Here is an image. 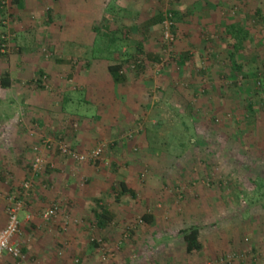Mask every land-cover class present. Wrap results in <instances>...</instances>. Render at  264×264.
Wrapping results in <instances>:
<instances>
[{
    "label": "rangeland",
    "instance_id": "obj_1",
    "mask_svg": "<svg viewBox=\"0 0 264 264\" xmlns=\"http://www.w3.org/2000/svg\"><path fill=\"white\" fill-rule=\"evenodd\" d=\"M0 2L6 3L8 11L5 13V15L8 13L6 16L1 17L0 15V36H5L8 42L6 56L0 58V77L13 70L15 73L16 71L24 73L19 67L26 63L27 65L33 63V66L29 64V77L31 74L34 77L23 84V88L26 89L25 95L9 94L8 96L1 88L4 101L0 102V120L13 121L18 128L19 126L21 129L25 127V130L28 123L29 126H33L26 131L31 130L34 136H38V139L27 146L28 159L25 160L28 166L36 156L35 147H40L47 170L38 181L44 183L43 179L48 173L60 172L58 167L62 170L67 169L66 163H70L62 155L53 150H46L42 146L44 139H54L55 136L52 134L54 122H60L61 125L64 124L65 127L71 128L69 136H72L76 142L77 130L82 123L76 118L78 115H85L88 118L86 122L95 124L102 120V117L97 115L98 112L103 114L105 111L104 116L107 123L112 125L122 123L124 119L122 120L117 106L121 104L120 95L123 92L127 94V97L122 96L123 102L126 98L134 101L133 109H137V106H140L139 103H145L142 101L141 91L149 99L145 105L141 106L140 112L133 110L127 112L128 116H131L129 122L134 119L129 128L119 135L111 133L102 140L94 138L93 134H87L86 139H94L92 142L86 140V145L82 150L76 146H70L68 141L65 142L80 153H88L101 144L105 145V151L98 163L74 162V170L81 169L80 181L73 179L78 187L75 193H79L86 199L93 192L92 182L97 179L103 182V186L109 185L115 189L105 199L106 202L108 200L115 203L117 199L124 203L127 198L119 199L117 196L119 191L116 192V190L120 189L122 171L126 169L134 173L130 176L131 182L141 187L136 193L138 197L132 199L129 196L126 204L129 206V203L135 204L136 202L137 210L146 211L142 192L151 189V186H146V184L154 178L151 175L152 172L157 171V168H166L173 173L168 181L162 179L157 182L153 189L158 192L157 194L151 193V190L144 193V196H147L146 205H148V200L150 198L154 200L155 196L160 202L158 203L160 208L164 206L166 198H171L174 202L173 207L163 209L164 214L159 220L160 223L156 227L139 224L137 219L144 215V211L143 215L127 220L121 225L116 222L117 224L113 226L116 229L115 237L111 240H105L97 233L98 229L92 225V218L84 219L79 216L78 219L72 220L73 216L69 208L74 207L71 204L67 205L69 202H66L64 207L69 206L66 208L68 219L66 217L59 224L47 223L48 225L43 227V229H48L56 239L55 249L52 252L54 254H51L44 264H139L137 251L142 255L141 264H153L152 260L157 251L162 254L161 261L167 264L192 263L195 258L186 254L182 232L192 230L196 224H194L195 220L187 219L182 214V202L186 200V194L196 193L195 190L199 185H210L216 178L219 168L215 166L216 161H219L216 159L221 154H215L217 157L213 159L212 142L215 137L230 138V143L237 152H250L251 147H254L253 151L263 150L264 0H215V5L208 7L211 8L209 9L211 13L208 15L211 27L206 31L196 24L199 19L194 13L186 14V6L182 0L149 1L146 14L149 13L151 16H147V20H153L156 23L154 35L151 40H147L146 47H143L141 53L138 50V43L141 41L139 37L142 34L138 33L139 37H136L134 33L128 31L120 35L119 44H116L118 47H113L108 54L105 53L104 48H93V55L98 58L106 59L108 55L112 62L125 60L132 56L137 57V60L141 61L140 65L143 66V72L140 74L128 73V84L130 85L117 90V95L109 106L91 101L87 103L85 101L89 98L87 92L77 86L71 79L72 76L66 78L67 90L54 89L50 75L46 72L44 73L45 80L42 78L43 85L38 86L37 81L42 82L37 75L38 70H35L38 61L51 62L55 59L58 69L66 67L69 70L72 66L69 62L70 56L81 55L79 56L81 59L85 54L93 56L89 48L80 49L77 46V41L86 42L88 33L79 32L76 24L71 26L67 23L69 16L65 22L58 12V9H61L63 13V7H68V0H26L27 7L24 10L16 8L13 4L14 0H0ZM68 9L65 10L66 14H68ZM142 11L145 12L146 8ZM171 11H177L180 17L174 19L176 38L175 42L168 47L163 36V21L165 15ZM184 15L186 16L180 24L179 21ZM126 17L132 19V16ZM232 24H240L242 29L247 30V35L243 39L244 46L236 54L237 63L244 66L242 73L235 71L230 63V57L234 54L232 43L235 41L227 35L226 27ZM193 26L197 28L190 32L196 31L201 39L196 46L191 45V37L188 39L189 42H185L189 35H193L192 33L187 34L186 29H191ZM82 27L85 28V26ZM57 47H59L58 51ZM181 55L187 59L185 65H179ZM15 61L18 63H14ZM71 61L74 63L75 59ZM37 97L41 100H44V97L46 100L50 99L54 104L55 111L47 116L49 125H52L49 132L39 127V118L34 113V109L29 108V103L36 102ZM250 104L253 108H249ZM130 133H132V138L128 137ZM205 138L210 140L208 145L203 141ZM191 141H195L196 144L192 145ZM225 162H228L227 159ZM193 167L195 176L185 178L181 175L183 170ZM209 169L214 172L216 170V174L213 173L207 180H203L204 172L206 174V170ZM52 186L54 185L49 183L48 187ZM15 192L16 190L11 193ZM102 195L98 190V198L101 201L102 198H106ZM8 196L2 197L1 201L7 203ZM81 208L78 209L81 210ZM117 210L121 213L122 204H117ZM24 212L19 215L21 223L25 219ZM71 220L74 223L71 224ZM25 222L32 229L28 232L25 228H21L20 234L14 240L22 249L23 245L20 240L28 241V238L32 240L36 231L39 230L32 219L28 218ZM42 223L46 224L43 219ZM40 229L43 230L41 227ZM72 231L81 233V237L72 235ZM153 233L158 236L156 239L150 238ZM86 253H90V256L93 254L94 259L90 260V256L88 257ZM233 254L235 253L228 255ZM228 255L222 257L221 263L244 264L247 260L237 255L236 261L225 262ZM261 255L262 252H260ZM26 257L28 261L27 254Z\"/></svg>",
    "mask_w": 264,
    "mask_h": 264
},
{
    "label": "crops",
    "instance_id": "obj_2",
    "mask_svg": "<svg viewBox=\"0 0 264 264\" xmlns=\"http://www.w3.org/2000/svg\"><path fill=\"white\" fill-rule=\"evenodd\" d=\"M22 1L23 5L19 10H24L27 7L26 0ZM68 1V7H63V13L61 12V9H58V12L65 22L67 16H69L67 23L71 24V26L76 24L79 32L85 31L88 33L87 39L85 40L86 42L77 41V46L80 49L89 48V52L92 53V55L94 52L93 48H104L105 53L108 54V51H111L113 47H118L116 44H119L118 38L123 32H132L136 37H139L137 36L138 33L142 34V36L139 37L141 41L138 45L143 47H146L147 40H151L152 35H154V25L156 21L147 20V16L151 15L149 13L146 14L148 9L147 3L151 0ZM182 1L186 6V14L191 15V13H194L196 18L199 19L196 24H198L199 27L201 26L202 30H209V27L211 26H209L210 20L208 15L211 13L209 11L211 8L208 7L215 5V0ZM67 8H69L68 14H66L65 11ZM143 8H146L145 12L142 11ZM174 12L178 13L177 11ZM126 16H132V19L127 18ZM185 16L186 15L182 16V19H180V24ZM178 17H180L179 13L177 19H179ZM150 19L152 18L150 17ZM82 26H85V28ZM195 28L197 27L193 26L191 29H186L187 34L192 33L193 35H189L185 42H189L188 39L191 37L192 41H190V43L192 46H196V43L201 41L196 31L190 32ZM220 29L223 30V28ZM99 37L100 39H98ZM58 49L59 47H57V51ZM79 56L81 55L76 56L77 58L75 56L69 57V62L72 65L69 70L66 69V67L58 69L57 63L54 61L55 59L51 62H45L44 60L38 61L39 63L37 67L35 66V70L48 73L50 75V81L56 90H67L68 85L65 86L66 78H71L72 76L71 79L74 80L77 86L84 92H87L86 94L89 97L85 100L87 103L91 101L105 106H109L113 101L114 97L117 95V90H122V88L130 85V83L128 84L129 79L125 84H115L113 82L108 68L112 63L117 62L118 60L111 62L108 55L106 59L98 58L95 55H93V57L85 54L83 59ZM72 59H75L74 63H72ZM179 62V64L185 65L187 62L186 57L181 55ZM14 63L18 62L15 61ZM29 64L30 66H33V63ZM29 64L27 65L26 63L25 65H22L21 63L22 66L19 68L24 73L20 71H16L17 73H15L14 70L13 72L7 73L9 74L11 85L7 88H3L0 85V102L4 101L1 92L2 90H5L8 96L9 94L17 96H19V94H26V89L23 88V84L34 78L32 77V74L29 77ZM76 64H78V66H75ZM13 67L15 68V65H13ZM25 67L27 68L26 71ZM141 92L140 95H142V101L145 103H139L140 106H137V109H133L134 101L132 102L131 99L127 100L126 98L125 102H123L122 96L124 95L127 97L126 93L123 92L124 94L122 93L120 95L121 104L118 102L119 105L117 108L120 110L122 120L124 119V122L122 123L113 124L114 126L111 123H107L104 116L105 111L103 114L98 112L97 115L102 117V120L95 124L92 122H86L88 118H86L85 115H78L76 118L82 123L80 124L79 130H77V142L73 140L72 136H69L72 129L65 127L66 125L64 124L61 125L60 122H54L52 134L55 137L62 139L64 142L68 141L70 146H76V148L81 150L85 147L86 140L90 142H92L94 138L102 140L111 133H117V135H119L133 123L134 119L132 122H129V117L131 116H128L127 112L129 110L140 112L141 106L148 102L149 99ZM51 102L52 100H46L45 97L44 100L37 97L36 102L29 103V108H33L34 113L39 118V127L47 132H49L52 127V125H49V121H47V116L49 114L52 115V112L55 111L54 104ZM81 117L83 118L81 119ZM29 125V123L26 125V130L33 127ZM24 128L21 129L20 126L18 128L13 121L7 120L6 122H3L0 120V228H4L8 223V214L7 210H5L8 201L5 200L7 203H4V201H1V198H6L9 193L22 186L26 180L28 176L26 171L27 162L25 160L28 159L27 146L29 143L35 142L38 139V136H34V133L31 130L26 131ZM115 128L117 129L115 130ZM38 130L40 129L38 128ZM87 134H93L94 138L86 139ZM223 140H225V142H223ZM230 140V138L221 139V137H215L212 142L214 149L213 159H215L218 154H221L219 155L220 157L216 159L219 161H216L215 165L219 166V168L217 169V174L215 173L216 170L215 172L210 169L206 170L207 172L206 174L204 172L203 180H207V178L213 173L217 175L216 178L213 179L214 181L210 185H199L195 190L196 193L186 194V200L182 202V214L185 215L187 219L195 220L194 224H196V226L193 227V229L198 230L199 243L201 245L200 250L197 252L188 253L186 250V254L189 257L192 256L195 258L192 263L186 262V264H227L221 263V259L223 256L232 254L233 252L235 253L233 255L245 257V259L247 258L244 264H264V259L260 256V252L264 249V141L262 142V151H253L254 147H251L250 152H237L235 151V147L230 143ZM203 141L207 143V145L210 142L209 138H205ZM191 142L192 145L196 144L195 141ZM64 158L68 159L70 162L69 164L66 163L67 169H64V171L58 167L60 172L54 171L48 173L43 179L44 183L38 181V188L34 192L30 205L27 206L24 212L25 219L21 223V227L23 229L25 228L26 231L32 229L25 222L29 218L32 219V222H34L39 229H37L38 231H36L32 240L31 238H28V241L20 240L24 252L28 255V261L26 264H44V261L48 260V257H51V254H54L52 252L55 249L56 244L54 241H56V239H54L55 237L50 234L48 229H43V227H46L48 224L46 223L43 225L42 216L40 215H42L55 200H59L58 202L62 203L64 209L58 219L54 221V223L57 224L64 221L67 217L66 208L69 206L64 207V205L67 204L66 202H69L67 205L71 204L74 207L69 208V211L73 216L72 220L78 219L80 216L84 219L87 217L92 218L93 221L95 220L93 211L96 208V201L99 200L100 202H103L110 210L113 219L112 224H109V226L103 229L96 228L98 229L96 230L97 233L100 236H103L105 240H111L115 237L116 229L113 226L117 224L116 222L121 225L127 220L136 219L138 216L143 215L142 213L145 211L144 209L137 210L138 207L135 206V201V204L129 203V206L126 204L130 197L132 199L138 197L136 193H138L137 190L141 188L139 184L137 185L133 181L131 182L132 178H130V176H133V171H126V169L125 171H122V181L119 186L121 187V184H124L130 191H132V193L128 192L123 195L119 193V199L121 197L127 198L124 203H121V200H115V203L107 200V203L105 199H107V197L111 195L112 190L115 189H112V186L109 185L103 186V182L101 183L97 179H94V182H92V187H94L93 192H91L92 194H89L87 198L84 199L82 195L75 193L76 190H78V187L73 181V179L78 182L80 181L81 169L75 171L74 161L67 157ZM226 159L228 161L227 163L225 162ZM194 170V167L183 170L181 175L185 178L192 177L195 172ZM128 172L130 173L128 174ZM151 175L154 178L146 184V186H151V189L143 191L142 196L146 206L144 215L147 212H150V219L152 220V224L148 225V227H156L160 223L159 220L164 214L163 209L173 207L174 202L171 198H166L164 206L162 205V208H160L158 204L160 202H158L157 196H155V199L153 200L150 198V200H148V205H146L147 203L145 202V199L147 196L145 197L144 193L151 190V193L157 194L158 192L153 191L157 182L162 181V179L168 181L172 178L173 173L166 168H157V171L152 172ZM49 183L54 186L49 188ZM114 188L118 189V187L115 186ZM98 190L103 194L102 196L106 197L102 198V201L98 198ZM139 194L141 193L139 192ZM91 203L93 205H91ZM117 204H122L121 213L117 210ZM147 206H149L148 209ZM79 207H82L81 210L78 209ZM72 220L71 224L74 223ZM80 222L83 223V221ZM40 227L43 230H41ZM71 234L76 237H81V233L78 232L72 231ZM157 237L158 236H156L155 233L150 236L151 239H156ZM136 253L137 256L139 255V264H141L143 260L141 257L142 255L138 251ZM86 255L89 257L90 253H86ZM161 256L162 254L157 251L152 260L153 264H167L166 262L161 261ZM92 259H94L93 254L90 256V260ZM0 264L15 263L10 256H5Z\"/></svg>",
    "mask_w": 264,
    "mask_h": 264
},
{
    "label": "built area",
    "instance_id": "obj_3",
    "mask_svg": "<svg viewBox=\"0 0 264 264\" xmlns=\"http://www.w3.org/2000/svg\"><path fill=\"white\" fill-rule=\"evenodd\" d=\"M174 27L175 23L172 19V15L167 13L163 21V36L165 43L169 45L168 47H170L175 42L176 36L173 32ZM6 47L7 46L5 45L2 48L3 53L7 51ZM131 68L134 69L135 64L131 66ZM43 79L45 80V77ZM137 132L139 133V131ZM128 137L132 138V133H130ZM51 140L52 139H44L43 148L46 150L58 151L63 157H67L78 163H98L105 151V145L101 144L88 153H80L69 147L64 141H57L51 145ZM35 150L36 156L34 158L32 168L34 175H37L38 173L40 174L43 172L45 169V163L41 154V149L39 147H35ZM34 183V178L24 182L22 184V196L12 194L7 199L8 223L4 228H0V261L5 256H10L15 264H25L27 261L26 254L23 252L22 247L14 242V240L21 232V222L19 220V215L26 208L27 200L31 197V191L34 187ZM63 210V206L60 202H53L51 206L43 213L42 219L46 223H52L63 213ZM261 256L264 258V251H262ZM236 258H238L237 255H228L225 262L235 261Z\"/></svg>",
    "mask_w": 264,
    "mask_h": 264
},
{
    "label": "trees",
    "instance_id": "obj_4",
    "mask_svg": "<svg viewBox=\"0 0 264 264\" xmlns=\"http://www.w3.org/2000/svg\"><path fill=\"white\" fill-rule=\"evenodd\" d=\"M13 4L16 5L18 9H20L23 5V1L22 0H14ZM6 12H8L7 7H6V3L0 2V15H1V17H3V15H5ZM257 13H258V11H257ZM168 14L172 15L173 20L175 18L177 19L178 13L171 11V12H168ZM3 23H4V21H3ZM226 31H227V35L230 36V38H232L235 41L234 43H232V48L234 50V52H233L234 54H232L230 57V59H231L230 63H232V66L235 69V71L242 73L244 66L237 63L236 54H238L240 49L244 46L243 39L245 38V35H247V30L242 29L240 27V24H232V25L226 27ZM173 32H176V27L173 28ZM5 45L7 46L6 48L8 51V42L6 41L5 36L4 37L0 36V58L6 56L7 51L5 53L2 52V48ZM138 47H139V49H138L139 53H141L143 50V46L138 45ZM137 59H138L137 57L133 58L132 56H130L125 60L123 59L121 61L114 62L109 66L108 70H109V73H110V75L113 79V82L115 84H125L128 80V76H129L128 73L129 72H136L137 74H140L143 72V66L140 65L141 61H138ZM134 64H135V68H137V69L132 71L131 66H133ZM37 75H38V77H40L39 79H42L45 77L44 73L40 72V71L37 72ZM37 82H38V86L41 87L43 85V79H42V82H40L39 80ZM35 83H36V81H35ZM0 85L3 88H7L11 85L9 74H5L4 76L0 77ZM249 108H253L251 104L249 105ZM190 110H191V108H190ZM57 141L63 142L62 139L55 137L54 139L51 140V145H53ZM38 146H41V145H38ZM42 146H43V142H42ZM55 152L59 154L58 151H55ZM33 161H34V159L26 167V171L28 173V176L24 182L30 180L31 178L35 179L34 187L31 191V197L27 200L26 208L28 205H30V201L33 198L34 192L38 188V184H37L38 179L41 176H43L47 170L45 167V169L43 170L42 173H40V174L38 173L37 175L36 174L34 175L33 168H32ZM116 192H118L117 196H120L119 193L122 195L127 194L128 192L132 193V191H130L124 184H121L120 189L116 190ZM12 194H17L18 196H22V194H23L22 186H20L18 189H16L15 193L9 194V196ZM7 208H8V206H7ZM25 209H24V211H25ZM93 212H94L95 220L93 221L92 225L95 226L96 228L103 229V228L109 226V224H112L113 219L111 217L110 210L108 209L107 206L104 205V203L100 202L99 200L96 201V208L94 209ZM150 217H151L150 212H147L145 215H143L139 219H137V222H139V224L144 225V226L145 225H151L152 220L150 219ZM110 226H112V225H110ZM182 234L184 236V241L186 243V250L188 253H194V252H197L200 250L201 245L199 243V237H198V230L197 229H192V230L190 229L187 232H182ZM23 252H24V250H23Z\"/></svg>",
    "mask_w": 264,
    "mask_h": 264
}]
</instances>
